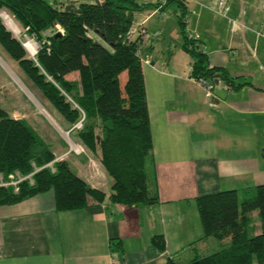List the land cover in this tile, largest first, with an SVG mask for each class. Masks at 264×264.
Wrapping results in <instances>:
<instances>
[{"label": "crops", "instance_id": "crops-1", "mask_svg": "<svg viewBox=\"0 0 264 264\" xmlns=\"http://www.w3.org/2000/svg\"><path fill=\"white\" fill-rule=\"evenodd\" d=\"M134 1L140 9L132 14L128 39L135 40L139 28L158 33L140 46L157 203L128 208L103 201L57 212L46 192L0 206V264H164L180 253L175 239L184 241L181 234L189 230L176 227L197 226L196 197L264 182V0ZM220 1L226 12L217 9ZM180 7L184 33L199 42L209 66L240 86L218 81L207 91L190 77V58L180 47ZM96 155L78 146L69 164L79 170L91 157L98 162ZM110 184L100 171L88 185L107 194ZM154 235L162 236L164 252L151 246ZM201 244L202 250L214 245Z\"/></svg>", "mask_w": 264, "mask_h": 264}, {"label": "trees", "instance_id": "trees-1", "mask_svg": "<svg viewBox=\"0 0 264 264\" xmlns=\"http://www.w3.org/2000/svg\"><path fill=\"white\" fill-rule=\"evenodd\" d=\"M139 9L134 0L54 4L0 0V11L18 27L19 35L30 37L38 45L29 58L0 19L4 58L15 64L25 85L46 102L76 144L97 154L111 181L107 194L90 187L73 172L67 159L53 162L63 150L44 131L26 119L10 117L0 107V179L8 182L10 177L16 180L15 174L22 178L30 175L16 184V191L12 186H0V206L46 192L52 193L57 212L98 206L103 201L128 208L157 203L140 68L143 43L139 37L128 39L132 14ZM180 10V47L190 58V77L212 86L215 80L230 89L240 86L221 68L209 66L199 42L184 33L186 12L184 7ZM56 25L62 33L55 31ZM46 31L52 33L44 35ZM194 203L201 237L187 246L191 257L185 262L168 255L164 264H264V182L242 191L200 195ZM209 241L214 243L212 247H196ZM110 242L113 251L122 250L118 240ZM150 244L159 253L165 250L161 235L152 236Z\"/></svg>", "mask_w": 264, "mask_h": 264}, {"label": "rangeland", "instance_id": "rangeland-1", "mask_svg": "<svg viewBox=\"0 0 264 264\" xmlns=\"http://www.w3.org/2000/svg\"><path fill=\"white\" fill-rule=\"evenodd\" d=\"M49 4H54L55 1L63 2L65 0H45ZM81 1V0H79ZM2 14V18L5 19ZM4 24L7 27V24H12L9 19L4 20ZM9 24V25H10ZM13 25H10L13 28ZM15 26V25H14ZM16 27V26H15ZM18 30V27H16ZM19 31V30H18ZM20 34V33H19ZM17 35V39L22 43L24 50L29 58H31V54L38 49V45L34 42L30 37L26 35ZM35 54V53H34ZM34 56V55H33ZM163 60V58H162ZM0 107L7 112V115L17 119H26L33 127L40 128L44 133H46L58 146L61 147L63 153L61 155V160L67 159L73 155V152L78 151V147L76 146L75 140L72 138L70 131L62 125L60 120L56 117V115L48 108V105L44 100H40L24 83V79L21 74L17 70L15 64L11 61H8L4 58V55L0 51ZM49 127L54 134L59 138L61 142H63L66 146H68L69 151L57 141L54 135L49 131L47 127ZM56 149V148H55ZM84 150V149H83ZM85 151V150H84ZM65 157V158H64ZM83 158V157H81ZM80 161L82 159L78 158ZM91 163L84 162L81 169L76 170L73 169V172L84 180L87 184H90L93 181H97L99 178V173H101L109 179V177L102 170L100 164L95 161L94 157H91ZM69 161V160H68ZM97 179V180H93ZM108 187L105 186L103 190H107ZM107 192V191H106ZM197 212V211H196ZM198 219V218H197ZM252 220L257 227L258 221L254 214H252ZM173 226H175L173 224ZM184 226H188L189 230L181 234L184 237V241L177 236L175 239L176 246L179 250H183L189 242L194 239H198L201 237V228L199 221L197 222V226L193 223H188L186 225L179 224L176 227V230L179 228H184ZM257 233V230H256ZM199 237V238H200ZM185 242V243H184ZM203 244H198L197 248L202 249ZM180 251L179 254H174V258L181 262H185L191 254L189 255V251Z\"/></svg>", "mask_w": 264, "mask_h": 264}, {"label": "built area", "instance_id": "built-area-1", "mask_svg": "<svg viewBox=\"0 0 264 264\" xmlns=\"http://www.w3.org/2000/svg\"><path fill=\"white\" fill-rule=\"evenodd\" d=\"M94 1H96L97 3H101L102 2V0H94ZM217 9L226 12L228 10V7L225 6L223 2L220 1V2L217 3ZM261 12H262L263 20H262V23L260 25V35H262L264 37V5L261 8ZM2 14H5V13L0 11V19L2 21V24L4 25V22H5L4 20L5 19L2 18ZM5 17L11 21V19L7 15ZM4 27L7 30H9L15 37L19 34V31L17 30V28L14 25H13V28L11 26L6 27L5 25H4ZM55 31L58 32V33H62V30L57 25L55 26ZM137 32H138V37H139V40L141 41V43H149L153 39L157 38V36H158L157 32L148 33L147 31H145L142 28H139L137 30ZM50 33H52V32L46 31L44 33V35H49ZM129 33H130V31H129ZM34 53H35V51L31 54V56H32L31 58H33ZM198 82L200 84H202L207 91H210L212 89V83H205L201 79L198 80ZM75 127L78 128L79 127V123ZM68 132H69V130H68ZM57 161H61V157L56 158L53 162H57ZM48 167H50V170L53 171V169L51 167V164H48ZM15 176H16V180H12L11 177H10V181H8V182H2L1 179H0V186H2V187L12 186L13 187V191H16V184L18 182L22 181L23 179H28L30 175L26 176V177H23V178L19 177L17 174H15Z\"/></svg>", "mask_w": 264, "mask_h": 264}, {"label": "bare ground", "instance_id": "bare-ground-1", "mask_svg": "<svg viewBox=\"0 0 264 264\" xmlns=\"http://www.w3.org/2000/svg\"><path fill=\"white\" fill-rule=\"evenodd\" d=\"M3 17L7 20V18L5 16H3ZM6 24H7V27L12 25V24H10V22H9L10 25L8 23H6Z\"/></svg>", "mask_w": 264, "mask_h": 264}, {"label": "water", "instance_id": "water-1", "mask_svg": "<svg viewBox=\"0 0 264 264\" xmlns=\"http://www.w3.org/2000/svg\"><path fill=\"white\" fill-rule=\"evenodd\" d=\"M217 82H218V81H216V80H215V81H214V84L216 85V84H217Z\"/></svg>", "mask_w": 264, "mask_h": 264}]
</instances>
